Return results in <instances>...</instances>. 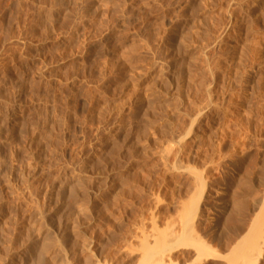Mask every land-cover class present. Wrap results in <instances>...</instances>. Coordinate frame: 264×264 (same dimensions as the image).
<instances>
[{
	"label": "rangeland",
	"instance_id": "1",
	"mask_svg": "<svg viewBox=\"0 0 264 264\" xmlns=\"http://www.w3.org/2000/svg\"><path fill=\"white\" fill-rule=\"evenodd\" d=\"M263 197L264 0H0V264H231Z\"/></svg>",
	"mask_w": 264,
	"mask_h": 264
},
{
	"label": "bare ground",
	"instance_id": "2",
	"mask_svg": "<svg viewBox=\"0 0 264 264\" xmlns=\"http://www.w3.org/2000/svg\"><path fill=\"white\" fill-rule=\"evenodd\" d=\"M247 207H248L247 204L244 203V202H242V203H240V204H238L236 206V210L237 211L244 210ZM192 213H193V209L190 207V208H188L187 212L185 213V216L188 218V217H190L192 215ZM189 220L191 221L192 219L190 218ZM230 228H232V227H230ZM245 229H246V227H245ZM232 230L233 229H231L230 231H232ZM246 230H247L246 233L245 234L242 233L244 235L241 236V238L239 237V240L237 238H235L236 240H238L237 242L234 241V242H236L235 244H232L231 243L232 245H234L233 247L231 246L232 248H231V251L229 253L230 254L229 259L232 260L231 261V264H247L248 262H251V264H253V261H256L257 260V259L256 260H253V259H255V256L254 255L255 254L258 255L259 253H260V255L262 254L263 249L261 250V247H259V241H260V238L262 236V233L264 232V197L262 199V202L260 203V216H259V218L253 223V226H250V228L249 229H246ZM236 234L238 235L239 232L237 231ZM185 240H186V238H185ZM232 240H234V238ZM232 240H230V241L232 242ZM160 241H161V245L159 246V248L156 251H160V249L162 247H164V245L166 243L165 242V237H161ZM193 242L194 243H192V245L194 244L193 246H195V248H197L200 251L206 250L207 247H205V246L209 244L208 242H207L208 244L206 243V245H204V242L203 243L202 242H198V241H196V242L193 241ZM190 243H191V241H190ZM256 251H258V252H256ZM155 254L157 255V253H155ZM205 254L206 253H204V255ZM206 256H208V255H206ZM162 257H164V256L162 255L161 257H157L156 260L154 259L150 264L154 263V261H155L154 264H156V262L158 261L157 259H160V258L161 259L159 261H160V263H162L163 262V259H164V258L162 259ZM153 258L154 257L149 256L148 259H147L148 262L151 261ZM256 262H258V260Z\"/></svg>",
	"mask_w": 264,
	"mask_h": 264
}]
</instances>
